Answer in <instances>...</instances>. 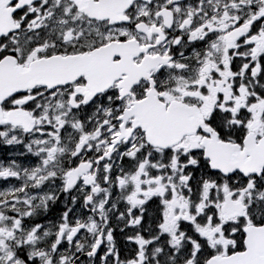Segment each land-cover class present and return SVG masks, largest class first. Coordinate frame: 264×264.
<instances>
[{"label":"snow or ice","instance_id":"obj_1","mask_svg":"<svg viewBox=\"0 0 264 264\" xmlns=\"http://www.w3.org/2000/svg\"><path fill=\"white\" fill-rule=\"evenodd\" d=\"M0 264H264V0H0Z\"/></svg>","mask_w":264,"mask_h":264}]
</instances>
